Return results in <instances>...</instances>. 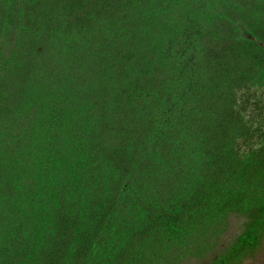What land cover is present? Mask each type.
<instances>
[{
  "label": "trees",
  "instance_id": "trees-1",
  "mask_svg": "<svg viewBox=\"0 0 264 264\" xmlns=\"http://www.w3.org/2000/svg\"><path fill=\"white\" fill-rule=\"evenodd\" d=\"M263 245L264 0H0V264Z\"/></svg>",
  "mask_w": 264,
  "mask_h": 264
},
{
  "label": "rangeland",
  "instance_id": "rangeland-1",
  "mask_svg": "<svg viewBox=\"0 0 264 264\" xmlns=\"http://www.w3.org/2000/svg\"><path fill=\"white\" fill-rule=\"evenodd\" d=\"M237 228L238 223L232 222L231 228L226 234V238H230V236L234 234ZM243 264H264V245L262 246L256 257L245 260Z\"/></svg>",
  "mask_w": 264,
  "mask_h": 264
}]
</instances>
